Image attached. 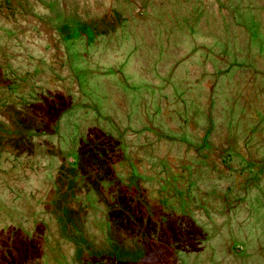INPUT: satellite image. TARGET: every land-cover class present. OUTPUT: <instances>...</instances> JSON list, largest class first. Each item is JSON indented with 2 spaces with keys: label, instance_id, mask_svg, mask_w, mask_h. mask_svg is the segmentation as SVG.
<instances>
[{
  "label": "rangeland",
  "instance_id": "obj_1",
  "mask_svg": "<svg viewBox=\"0 0 264 264\" xmlns=\"http://www.w3.org/2000/svg\"><path fill=\"white\" fill-rule=\"evenodd\" d=\"M0 264H264V0H0Z\"/></svg>",
  "mask_w": 264,
  "mask_h": 264
},
{
  "label": "flooded vegetation",
  "instance_id": "obj_2",
  "mask_svg": "<svg viewBox=\"0 0 264 264\" xmlns=\"http://www.w3.org/2000/svg\"><path fill=\"white\" fill-rule=\"evenodd\" d=\"M175 180H176V178H173V179H172L171 177H167V181H168V182H166V181H165V182H166V184H168V183L174 184L173 182H174ZM175 185H178V186L181 185V181L178 180L177 184H175Z\"/></svg>",
  "mask_w": 264,
  "mask_h": 264
}]
</instances>
